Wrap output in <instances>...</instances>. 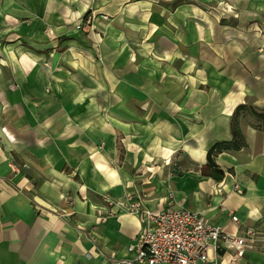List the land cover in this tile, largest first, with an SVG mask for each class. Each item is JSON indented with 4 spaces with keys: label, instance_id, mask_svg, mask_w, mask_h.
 <instances>
[{
    "label": "crops",
    "instance_id": "crops-1",
    "mask_svg": "<svg viewBox=\"0 0 264 264\" xmlns=\"http://www.w3.org/2000/svg\"><path fill=\"white\" fill-rule=\"evenodd\" d=\"M197 1L0 0V264L131 260L140 223L118 204L137 198L264 232V0ZM91 7L112 17L99 43L68 22Z\"/></svg>",
    "mask_w": 264,
    "mask_h": 264
},
{
    "label": "built area",
    "instance_id": "built-area-1",
    "mask_svg": "<svg viewBox=\"0 0 264 264\" xmlns=\"http://www.w3.org/2000/svg\"><path fill=\"white\" fill-rule=\"evenodd\" d=\"M118 205L137 217L140 230L136 245L127 247L128 252H135L133 259L116 264H224L222 254L226 250L231 255L225 264H237L246 252L264 249V232L253 227L246 228L242 235H232L197 212L170 203L159 212L143 209L139 198L129 205ZM231 221L241 228L235 215L231 214Z\"/></svg>",
    "mask_w": 264,
    "mask_h": 264
},
{
    "label": "rangeland",
    "instance_id": "rangeland-1",
    "mask_svg": "<svg viewBox=\"0 0 264 264\" xmlns=\"http://www.w3.org/2000/svg\"><path fill=\"white\" fill-rule=\"evenodd\" d=\"M95 1L99 2L101 4L100 6H105L107 3H109L110 0H95ZM155 1L159 3V5H156L157 3L154 2L156 6H163L166 8L167 11L172 10L175 6L183 2V0H169L170 3L169 4L167 3L168 0L167 1L155 0ZM191 2L193 5L200 3L197 0H191ZM216 5H217L216 1L206 0L202 7L205 9V11L210 12V11H214ZM66 11L76 15L72 5L68 7ZM111 18L112 17L110 15H108L102 10H99V8L91 7V11L89 12L86 21L83 22L82 18L77 17L68 22H70V26L74 31L83 34V36L90 35L92 37H95L96 42L94 41V43H99L105 36V27L107 26V24L111 22L112 20ZM158 18H159V14L157 10H155L153 12V19L154 21H158ZM84 39H87V37L84 36ZM3 67H4L3 69L4 75L5 77H8V69L6 64H3ZM226 233L231 234L229 232Z\"/></svg>",
    "mask_w": 264,
    "mask_h": 264
},
{
    "label": "trees",
    "instance_id": "trees-1",
    "mask_svg": "<svg viewBox=\"0 0 264 264\" xmlns=\"http://www.w3.org/2000/svg\"><path fill=\"white\" fill-rule=\"evenodd\" d=\"M87 17H88V14H86L82 20L83 21L86 20ZM242 109H243V106L237 107L232 115V121H231L232 141L216 143L207 152V155H206L207 164L203 172L209 176H212L216 180L221 179L222 173L218 171V169L216 168L214 161H213L214 157L224 151L239 150L243 146V142L241 140V137L237 129V117H238L240 110ZM261 116L264 117V109L261 113Z\"/></svg>",
    "mask_w": 264,
    "mask_h": 264
}]
</instances>
